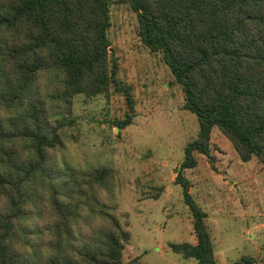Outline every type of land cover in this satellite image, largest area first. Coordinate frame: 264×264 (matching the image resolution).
I'll return each instance as SVG.
<instances>
[{
  "label": "trees",
  "instance_id": "1",
  "mask_svg": "<svg viewBox=\"0 0 264 264\" xmlns=\"http://www.w3.org/2000/svg\"><path fill=\"white\" fill-rule=\"evenodd\" d=\"M138 36L162 54L200 132L177 176L196 243L185 259L219 264L208 213L182 171L212 157L219 130L244 163L264 164V0H123ZM111 0H0V264H141L124 261L131 238L119 219L116 172L79 176L53 167L77 95L115 93L132 124L133 88L111 56ZM250 263V262H249Z\"/></svg>",
  "mask_w": 264,
  "mask_h": 264
},
{
  "label": "rangeland",
  "instance_id": "2",
  "mask_svg": "<svg viewBox=\"0 0 264 264\" xmlns=\"http://www.w3.org/2000/svg\"><path fill=\"white\" fill-rule=\"evenodd\" d=\"M111 15L118 80L133 88L132 124L122 130L115 126L129 108L114 89L94 98L77 95L66 120L74 123L67 125L53 167L79 176L99 168L115 170L119 219L131 234L125 262L198 264L170 248L196 243L193 217L176 180L186 147L199 135L198 117L184 109L183 89L162 54L142 44L130 5L111 0ZM211 144L213 158L195 154L197 167L182 173L208 213L216 259L219 264H264V164L242 162L217 129Z\"/></svg>",
  "mask_w": 264,
  "mask_h": 264
},
{
  "label": "water",
  "instance_id": "3",
  "mask_svg": "<svg viewBox=\"0 0 264 264\" xmlns=\"http://www.w3.org/2000/svg\"><path fill=\"white\" fill-rule=\"evenodd\" d=\"M175 172H177V169L175 170Z\"/></svg>",
  "mask_w": 264,
  "mask_h": 264
}]
</instances>
